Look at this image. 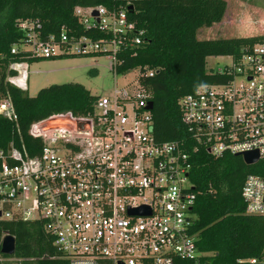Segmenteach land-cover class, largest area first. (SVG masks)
<instances>
[{"label":"built area","instance_id":"1","mask_svg":"<svg viewBox=\"0 0 264 264\" xmlns=\"http://www.w3.org/2000/svg\"><path fill=\"white\" fill-rule=\"evenodd\" d=\"M124 1L119 9H75L83 26L109 39L65 32L43 39L39 24L20 23L28 39L22 50L34 57L103 53L115 78L135 77L96 96L89 116L64 112L33 122L29 134L43 141L40 152L0 148V222H42L70 264H201L192 233V164L181 143L159 142L154 135L151 93L142 82L154 72L118 69L117 54L137 30L127 12L137 0ZM228 57L230 64L213 70L224 76L221 82L180 100L183 121L213 157L257 152L258 164L264 160V42ZM0 116L17 120L9 99L0 101ZM242 198L247 214L264 216V176L249 174ZM143 207L151 213H138ZM249 263L264 264V257Z\"/></svg>","mask_w":264,"mask_h":264},{"label":"trees","instance_id":"2","mask_svg":"<svg viewBox=\"0 0 264 264\" xmlns=\"http://www.w3.org/2000/svg\"><path fill=\"white\" fill-rule=\"evenodd\" d=\"M124 5V0H0V101L9 99L17 116V120L0 116V148L6 151L12 145L21 153L36 154L43 141L29 134L33 122L64 112L89 116L96 101V96L80 83L51 85L31 97L11 81L18 76L14 68L17 64L78 56H32L22 50L28 39L20 23L39 24L37 32L43 39L62 32L75 38L109 39L110 34L83 26L75 9H119ZM127 9L137 30L130 35L128 46L117 54L118 69L154 72L152 77L142 79L153 102L154 135L159 142L181 143L192 164L189 177L196 194L192 233L198 236L201 264H250V259L264 257V216L247 214L242 198L246 177L264 176V160L247 165L241 156L213 157L195 136V130L183 121L180 105L183 97L200 86L223 80V75L208 71L209 57L238 58L246 49L264 42V35L199 39V34L223 20L228 10L226 0H137ZM140 31L141 42L135 44ZM14 48L16 53H12ZM7 233L16 239L14 255L1 253ZM12 257L18 258L19 264H70L40 221L0 222V264H12L3 260ZM177 264L193 263L178 260Z\"/></svg>","mask_w":264,"mask_h":264},{"label":"rangeland","instance_id":"3","mask_svg":"<svg viewBox=\"0 0 264 264\" xmlns=\"http://www.w3.org/2000/svg\"><path fill=\"white\" fill-rule=\"evenodd\" d=\"M228 10L223 20L212 28L199 34V39L219 37H249L264 35V0H226ZM112 61L107 55L69 56L56 59H41L16 67L23 78L22 85L26 93L34 97L46 87L55 84L80 83L94 96L108 95L118 86H126L135 77L134 73L118 76L109 70ZM228 56L209 57L207 69L218 70L230 64ZM15 68V66H14ZM18 83L17 78H12ZM15 83V84H16ZM19 264L18 258L3 259Z\"/></svg>","mask_w":264,"mask_h":264},{"label":"water","instance_id":"4","mask_svg":"<svg viewBox=\"0 0 264 264\" xmlns=\"http://www.w3.org/2000/svg\"><path fill=\"white\" fill-rule=\"evenodd\" d=\"M130 10L132 7L129 8ZM93 15H97V12H94ZM148 109H153V102L149 103ZM85 122H79L81 129L84 128ZM259 155L257 152L246 153L243 156V160L247 165H254L258 162ZM141 214H150V210L146 207H143L137 210ZM16 251V239L11 234L7 233L2 239L1 243V253L4 255H14Z\"/></svg>","mask_w":264,"mask_h":264},{"label":"crops","instance_id":"5","mask_svg":"<svg viewBox=\"0 0 264 264\" xmlns=\"http://www.w3.org/2000/svg\"><path fill=\"white\" fill-rule=\"evenodd\" d=\"M25 63H21V64H17V65H15V69H16V67H22V65H24ZM26 65V64H25ZM21 73L20 72H18V76H16V78H17V82L18 83H16L18 86H20L21 88H23V89H25L24 87H23V85H22V80H23V78H21V75H20Z\"/></svg>","mask_w":264,"mask_h":264}]
</instances>
